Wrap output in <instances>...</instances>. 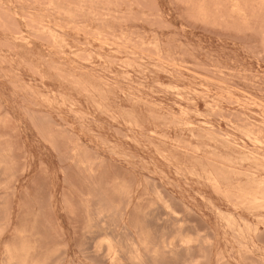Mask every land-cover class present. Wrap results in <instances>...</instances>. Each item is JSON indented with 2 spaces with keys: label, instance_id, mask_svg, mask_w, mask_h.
Here are the masks:
<instances>
[{
  "label": "rangeland",
  "instance_id": "1",
  "mask_svg": "<svg viewBox=\"0 0 264 264\" xmlns=\"http://www.w3.org/2000/svg\"><path fill=\"white\" fill-rule=\"evenodd\" d=\"M0 264H264V0H0Z\"/></svg>",
  "mask_w": 264,
  "mask_h": 264
},
{
  "label": "bare ground",
  "instance_id": "2",
  "mask_svg": "<svg viewBox=\"0 0 264 264\" xmlns=\"http://www.w3.org/2000/svg\"><path fill=\"white\" fill-rule=\"evenodd\" d=\"M53 39H54V38H53ZM54 40H55V39H54ZM54 40H53V41H54ZM24 41H25V40H24ZM110 43H111V42H110ZM178 90H179V89H178ZM181 99H183V98H181ZM181 107H182V106H181ZM261 107H262V106H261ZM244 119H245V118H244ZM243 125H244V124H243ZM245 127H246V126H245ZM252 128H253V127H252ZM256 129H257V128H256ZM256 129H255V130H256ZM256 132H257V130H256ZM259 136H260V134H259ZM259 142H260V141H259ZM256 147H257V146H256ZM256 150H257V149H256ZM242 206H243V205H242ZM228 223H229V222H228ZM228 223H227V224H228ZM221 224H222V223H221ZM228 226H229V225H228Z\"/></svg>",
  "mask_w": 264,
  "mask_h": 264
}]
</instances>
